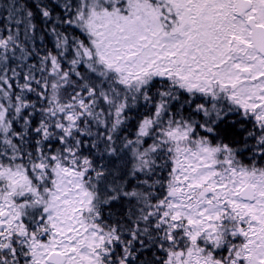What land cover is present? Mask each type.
Masks as SVG:
<instances>
[{"label":"snow or ice","instance_id":"obj_1","mask_svg":"<svg viewBox=\"0 0 264 264\" xmlns=\"http://www.w3.org/2000/svg\"><path fill=\"white\" fill-rule=\"evenodd\" d=\"M0 264H264V0H0Z\"/></svg>","mask_w":264,"mask_h":264}]
</instances>
